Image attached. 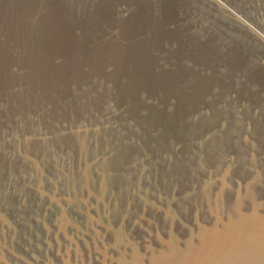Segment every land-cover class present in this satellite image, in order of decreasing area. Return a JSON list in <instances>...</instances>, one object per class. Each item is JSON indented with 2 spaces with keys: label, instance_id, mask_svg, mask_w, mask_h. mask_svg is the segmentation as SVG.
Instances as JSON below:
<instances>
[{
  "label": "water",
  "instance_id": "water-1",
  "mask_svg": "<svg viewBox=\"0 0 264 264\" xmlns=\"http://www.w3.org/2000/svg\"><path fill=\"white\" fill-rule=\"evenodd\" d=\"M0 264H264V0H0Z\"/></svg>",
  "mask_w": 264,
  "mask_h": 264
}]
</instances>
